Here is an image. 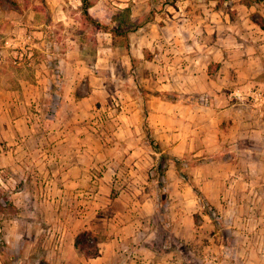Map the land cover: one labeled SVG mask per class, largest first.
I'll return each instance as SVG.
<instances>
[{
  "label": "rangeland",
  "instance_id": "1",
  "mask_svg": "<svg viewBox=\"0 0 264 264\" xmlns=\"http://www.w3.org/2000/svg\"><path fill=\"white\" fill-rule=\"evenodd\" d=\"M89 1L90 18L80 0H0V264H88L124 219H149L133 243L149 264H221L231 216L187 149L218 96L263 91L264 0ZM157 144L180 171L157 169Z\"/></svg>",
  "mask_w": 264,
  "mask_h": 264
},
{
  "label": "crops",
  "instance_id": "2",
  "mask_svg": "<svg viewBox=\"0 0 264 264\" xmlns=\"http://www.w3.org/2000/svg\"><path fill=\"white\" fill-rule=\"evenodd\" d=\"M261 72L254 78L257 77L255 83L261 86L264 95ZM222 96L217 99L225 105L213 110L209 117L211 127L204 132L199 147L187 149H200L208 156L207 160L214 162L215 168L205 173L200 189L222 215L231 216L221 219V228L212 237L215 248L211 250L219 256L221 264H264V98L239 104ZM211 191L215 192L214 197L209 195ZM146 221L149 219L122 220L111 242H104L88 264H112L109 260L112 254L120 256L121 264H149V257L133 244L144 234ZM187 236L190 233H185ZM202 250L200 253L205 254L206 247ZM151 261L154 264L155 260Z\"/></svg>",
  "mask_w": 264,
  "mask_h": 264
},
{
  "label": "trees",
  "instance_id": "3",
  "mask_svg": "<svg viewBox=\"0 0 264 264\" xmlns=\"http://www.w3.org/2000/svg\"><path fill=\"white\" fill-rule=\"evenodd\" d=\"M80 1H81V11H82L83 15L85 17H87V18H90L89 11H88V9L90 7V1L89 0H80ZM252 1L256 2L258 0H252ZM96 26L98 28H100L99 23H96ZM102 26H103V28H105L106 30H108V27L106 25H102ZM109 31H111L113 34H119V35L124 36V37H126L127 34H128V31L127 30H124L123 31V30H121L119 28H112V29H109ZM160 94L162 96H167L170 93L164 91V92H161ZM184 98H186V97H184ZM153 147L155 148V150L159 151V153H160V160H159V164L157 166V169H159V170L162 169L163 170L165 168L164 167V163H165V161L167 159L173 160L174 166H175V168H176L177 171H180L182 169L181 162L180 161H177L174 157L169 156L168 153H165L164 151H162L163 149L159 146V144L154 145ZM200 158H202V157H200ZM161 173L164 174V170H163V172L161 171ZM3 200H4V203L5 204L8 203L7 199H3ZM0 209H2V203L1 202H0ZM75 246L76 247H80L78 237L75 239ZM2 253H3V251L1 250V245H0V255Z\"/></svg>",
  "mask_w": 264,
  "mask_h": 264
},
{
  "label": "built area",
  "instance_id": "4",
  "mask_svg": "<svg viewBox=\"0 0 264 264\" xmlns=\"http://www.w3.org/2000/svg\"><path fill=\"white\" fill-rule=\"evenodd\" d=\"M233 95L237 98V99H240V93L239 91H235L233 93ZM248 96L253 100V101H256V102H260L263 98H264V95L262 94V92L260 91H251L250 93H248Z\"/></svg>",
  "mask_w": 264,
  "mask_h": 264
}]
</instances>
